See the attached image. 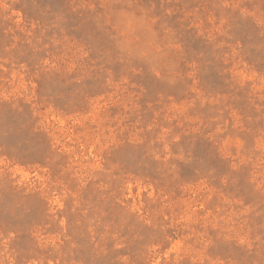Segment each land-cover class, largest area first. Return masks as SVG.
I'll return each instance as SVG.
<instances>
[{"label": "rangeland", "instance_id": "1", "mask_svg": "<svg viewBox=\"0 0 264 264\" xmlns=\"http://www.w3.org/2000/svg\"><path fill=\"white\" fill-rule=\"evenodd\" d=\"M0 264H264V0H0Z\"/></svg>", "mask_w": 264, "mask_h": 264}]
</instances>
